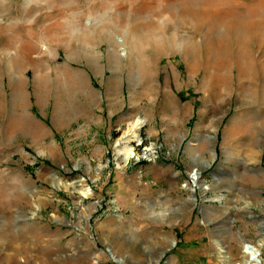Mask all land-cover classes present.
<instances>
[{"label": "rangeland", "instance_id": "rangeland-1", "mask_svg": "<svg viewBox=\"0 0 264 264\" xmlns=\"http://www.w3.org/2000/svg\"><path fill=\"white\" fill-rule=\"evenodd\" d=\"M263 24L264 0H0V264L241 263Z\"/></svg>", "mask_w": 264, "mask_h": 264}, {"label": "bare ground", "instance_id": "bare-ground-1", "mask_svg": "<svg viewBox=\"0 0 264 264\" xmlns=\"http://www.w3.org/2000/svg\"><path fill=\"white\" fill-rule=\"evenodd\" d=\"M210 3H208V5H209ZM206 6V5H205ZM204 6V7H205ZM230 16H229V15ZM227 15H228V17H234L235 19H233V18H230L231 19V21H235V20H239V18H237L236 17V13L234 12V11H231L230 13H228ZM223 17V16H222ZM222 17H221V21H223V20H225V16L223 17L224 19H222ZM237 18V19H236ZM232 22V23H233ZM237 22V21H236ZM235 22V23H236ZM239 22H241V21H239ZM224 23V22H223ZM244 23V22H243ZM230 25H231V23H230ZM234 25V24H233ZM264 25V24H263ZM240 26V25H239ZM105 27V26H104ZM231 29V28H230ZM75 34V33H74ZM83 34V33H82ZM85 34H86V32H85ZM87 34H88V32H87ZM84 37H87V36H85L84 35ZM225 38L226 37H221V38H219L218 40H216L215 41V44L216 45H221V44H223L224 42H225ZM89 39V38H88ZM124 45V44H123ZM223 51V50H222ZM220 52V51H219ZM225 52V51H224ZM222 53V52H221ZM221 53H219V54H221ZM226 55V54H225ZM223 57V56H222ZM230 61V60H229ZM230 64V63H229ZM236 64V63H235ZM243 64H245V63H243ZM233 65V64H232ZM231 66V65H230ZM236 66V65H235ZM228 68H229V66H227ZM241 67H243V66H241ZM245 67V66H244ZM63 73L64 74H66L65 73V71L63 70ZM63 75V74H62ZM70 75V74H69ZM235 123V122H234ZM237 134H238V132H237ZM259 174V173H258ZM200 178H201V175H200V172H198V171H194V173H193V175H192V179H193V181H192V184H193V186H195V187H197L198 185H199V181H200ZM247 180H249V181H251V182H262L263 180H264V173L263 174H259V175H253V176H251L250 175V177H248V178H246ZM83 182V181H82ZM60 183H62V182H60ZM68 185V184H67ZM71 187V189H72V191L73 192H78V193H80V194H82L84 197H92L93 195H94V192H93V190L90 188V187H88L87 185H84L83 183H80V185L78 186V187H76V186H74V185H70V186H67V189L68 188H70ZM264 246V238L260 241V244H259V246L257 247V246H254V245H251V244H246V246H245V251H244V253H245V256H244V259H243V261L241 262V263H237V264H251L252 262H257L258 260H259V256H260V254H261V248ZM219 250V249H218ZM221 250V249H220ZM219 252V251H218ZM116 257V256H115ZM223 258H224V264H232L231 263V259L229 258V257H227V256H225V254H224V256H222Z\"/></svg>", "mask_w": 264, "mask_h": 264}]
</instances>
